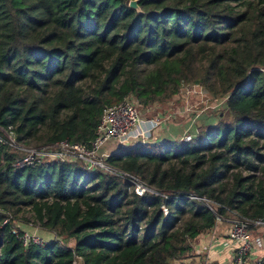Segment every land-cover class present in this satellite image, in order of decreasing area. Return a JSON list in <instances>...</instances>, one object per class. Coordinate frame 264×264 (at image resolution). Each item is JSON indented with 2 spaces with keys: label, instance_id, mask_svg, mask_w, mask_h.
Instances as JSON below:
<instances>
[{
  "label": "trees",
  "instance_id": "trees-1",
  "mask_svg": "<svg viewBox=\"0 0 264 264\" xmlns=\"http://www.w3.org/2000/svg\"><path fill=\"white\" fill-rule=\"evenodd\" d=\"M129 1L0 0V128L89 145L105 106L147 109L185 84L223 109L187 139L109 156L158 193L80 161L16 168L0 144V264H177L218 215L264 217V0ZM25 207L49 243L12 232Z\"/></svg>",
  "mask_w": 264,
  "mask_h": 264
},
{
  "label": "built area",
  "instance_id": "built-area-1",
  "mask_svg": "<svg viewBox=\"0 0 264 264\" xmlns=\"http://www.w3.org/2000/svg\"><path fill=\"white\" fill-rule=\"evenodd\" d=\"M177 95L184 102L185 112L194 113L196 111L194 104L210 100L208 92L199 84H185ZM194 98H196L195 102L192 101ZM140 108L132 96H126L118 103L105 106L89 145L73 142L69 139H58L41 145H26L16 141L4 128H0V144L7 145L13 152L19 154V158L13 163L16 168L52 161H80L87 169H98L123 178L128 183L129 190L137 195H143L146 192L158 193L142 180L114 168L108 163L109 156L119 148L124 147L128 137L135 130H138L142 121ZM148 109L150 108L146 110ZM196 115L198 114L196 113ZM152 121L156 124L160 123L158 118L152 119ZM107 143H114L115 150H106L105 145ZM205 201L208 202L206 199ZM163 210L166 214L167 209L163 207ZM8 218L4 222H7ZM216 219L219 221L222 218L218 215ZM229 223L227 236L230 244L235 248L232 264H247L251 254L264 251V236L255 235L251 238L249 233L250 229L264 228V217L252 218L233 212ZM12 232L24 246L32 244L43 246L50 242V240L36 233L19 232L16 229H12ZM73 264H76V261Z\"/></svg>",
  "mask_w": 264,
  "mask_h": 264
},
{
  "label": "crops",
  "instance_id": "crops-1",
  "mask_svg": "<svg viewBox=\"0 0 264 264\" xmlns=\"http://www.w3.org/2000/svg\"><path fill=\"white\" fill-rule=\"evenodd\" d=\"M192 101L195 102L196 98ZM184 108V102L179 95H175L168 102L152 105L145 114V117L150 118L142 119L138 130H135L128 137L125 142L126 145L138 143L140 141L138 138H143V142L149 138L156 141L173 140L180 138V135L188 130L190 134L196 133L199 130L197 129L199 120L205 123L208 121V117L205 115L201 116L200 113L198 115L186 114ZM153 111L155 114H153ZM175 114L181 116L177 119ZM155 118H160L159 124L152 121ZM113 144L107 143L105 149L108 151L115 150ZM229 227L230 223L228 220H219L213 229L198 234L197 237L190 241V252L179 259L177 264H232L235 248L230 244L227 236ZM259 229H261V234L264 236V228ZM263 255L264 251L251 254L247 264H256L257 260Z\"/></svg>",
  "mask_w": 264,
  "mask_h": 264
},
{
  "label": "rangeland",
  "instance_id": "rangeland-1",
  "mask_svg": "<svg viewBox=\"0 0 264 264\" xmlns=\"http://www.w3.org/2000/svg\"><path fill=\"white\" fill-rule=\"evenodd\" d=\"M167 102H168V100H167ZM194 105H195L194 109L196 110L194 113L193 112H188V111L185 112V113L186 114H191L192 113L193 115L196 114V113L197 114L200 113L201 116H204L205 115L206 117H208V121H206L205 123L204 122H201L200 120H199V123L197 122L198 123L197 124V129H199L201 125L204 126L206 124H210L209 122L215 123L217 121V114H216V112H218L219 110H222L223 109V103H220L219 102V103L215 104V102H213L211 100V96H210V100L209 101H203V102H200V103H197V104H194ZM156 109L158 110V108H156ZM153 114H155L154 111H153ZM169 116H167V117L168 118H171ZM175 116L178 119L179 116H181V115L177 116L175 114ZM159 120H160V118H159ZM192 135L193 134H190V131L188 130V131H185L183 134H181L180 135V138L181 139L182 138L187 139V138H189ZM138 140H140L139 142H143V138L142 139L141 138H138ZM29 141H30V143H34V144L37 143L35 140H29ZM14 216L16 217L15 218L16 219V222H15V227L16 228L17 227H21V225H23V223H21L20 220L21 219H25L29 223H26V226H23V228H22L23 231H28V232H31V233H36L37 235H40V236L42 235L40 233V229H38L36 226H33L32 224L30 225V222L33 220V213H32V211L29 208H27V207L23 208V210L17 212L16 215H14ZM260 230L261 229H258V228L250 229L249 233H250L251 238H253L255 235L263 236L261 234V231ZM43 238H44V236H43Z\"/></svg>",
  "mask_w": 264,
  "mask_h": 264
},
{
  "label": "water",
  "instance_id": "water-1",
  "mask_svg": "<svg viewBox=\"0 0 264 264\" xmlns=\"http://www.w3.org/2000/svg\"><path fill=\"white\" fill-rule=\"evenodd\" d=\"M138 2H139V0H130L129 2H128V5L131 7V8H133V9H135V10H137V11H140V7L138 6ZM140 112H141V114H142V119H145V118H147V119H149L150 117H145V114H146V112H147V110L145 109V108H140Z\"/></svg>",
  "mask_w": 264,
  "mask_h": 264
}]
</instances>
